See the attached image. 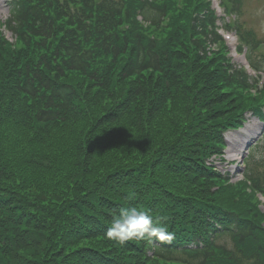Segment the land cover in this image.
Here are the masks:
<instances>
[{
  "label": "trees",
  "instance_id": "16d2710c",
  "mask_svg": "<svg viewBox=\"0 0 264 264\" xmlns=\"http://www.w3.org/2000/svg\"><path fill=\"white\" fill-rule=\"evenodd\" d=\"M220 2L222 17L208 0L10 1L0 264H264L258 144L235 185L206 164L264 107L259 75L230 61L217 32L234 30L264 71L243 0ZM122 207L163 218L171 239L109 238Z\"/></svg>",
  "mask_w": 264,
  "mask_h": 264
},
{
  "label": "rangeland",
  "instance_id": "374dc122",
  "mask_svg": "<svg viewBox=\"0 0 264 264\" xmlns=\"http://www.w3.org/2000/svg\"><path fill=\"white\" fill-rule=\"evenodd\" d=\"M242 15L241 22L243 27L250 31L253 36H256L259 40H264V0H243L242 2ZM9 9L7 5V0H0V24L8 17ZM0 30H3V27L0 26ZM6 37L11 39V34L5 31ZM231 52L230 54H232ZM244 58V57H243ZM243 58L239 55H234L233 60L235 62L243 63ZM264 133V119L261 120L256 116L247 115V120L245 125L242 126L237 131H228L225 134L226 140L228 143L226 144V148H230V151H237L239 148L238 143L242 144L245 142V150L251 145L254 144L257 139L262 136ZM263 138V137H262ZM259 146V145H258ZM257 148L254 150L253 157L251 161H258L261 157L264 156V139L261 144V148ZM248 157V156H247ZM245 157V159H247ZM218 159H215L213 164L222 171L226 168L234 171V174H241V165L239 167L236 166L235 163L230 166H224L223 163H218ZM239 174H237L232 182L238 179Z\"/></svg>",
  "mask_w": 264,
  "mask_h": 264
},
{
  "label": "clouds",
  "instance_id": "9594fccd",
  "mask_svg": "<svg viewBox=\"0 0 264 264\" xmlns=\"http://www.w3.org/2000/svg\"><path fill=\"white\" fill-rule=\"evenodd\" d=\"M107 236L121 244L129 240H144L152 237L171 239L163 218L154 220L147 210L138 207H122L114 212L110 226L107 228Z\"/></svg>",
  "mask_w": 264,
  "mask_h": 264
}]
</instances>
